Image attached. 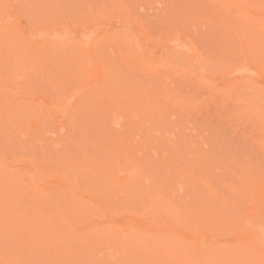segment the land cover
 <instances>
[{
	"label": "rangeland",
	"instance_id": "374dc122",
	"mask_svg": "<svg viewBox=\"0 0 264 264\" xmlns=\"http://www.w3.org/2000/svg\"><path fill=\"white\" fill-rule=\"evenodd\" d=\"M264 0H0V264H264Z\"/></svg>",
	"mask_w": 264,
	"mask_h": 264
},
{
	"label": "bare ground",
	"instance_id": "6f19581e",
	"mask_svg": "<svg viewBox=\"0 0 264 264\" xmlns=\"http://www.w3.org/2000/svg\"><path fill=\"white\" fill-rule=\"evenodd\" d=\"M246 221L252 225L251 228L256 237H260L261 234H264V209L263 208H258L252 211Z\"/></svg>",
	"mask_w": 264,
	"mask_h": 264
}]
</instances>
